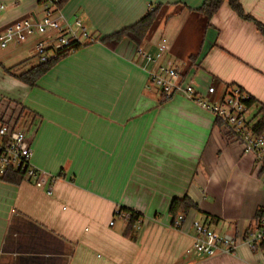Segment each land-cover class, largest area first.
Wrapping results in <instances>:
<instances>
[{"label": "crops", "instance_id": "0c3cea01", "mask_svg": "<svg viewBox=\"0 0 264 264\" xmlns=\"http://www.w3.org/2000/svg\"><path fill=\"white\" fill-rule=\"evenodd\" d=\"M203 1L70 0L60 14L103 38L161 5L139 48L153 54L165 39L164 61L181 60L199 94L214 80L218 93L238 87L255 113L264 110V36L226 2L210 19L195 12ZM37 2L0 0V31L23 17L39 18ZM240 4L264 26V0ZM136 50L128 41L116 49L82 47L33 87L4 72L17 55L0 59V120L18 128L22 122L30 163L41 173L18 185L0 180V264H264V250L240 243L264 209V173L224 138L210 112L182 95L163 98ZM184 197L198 209L176 230L169 207ZM121 209L141 216L130 234ZM193 222L235 236V253L187 254Z\"/></svg>", "mask_w": 264, "mask_h": 264}, {"label": "built area", "instance_id": "2783aa9c", "mask_svg": "<svg viewBox=\"0 0 264 264\" xmlns=\"http://www.w3.org/2000/svg\"><path fill=\"white\" fill-rule=\"evenodd\" d=\"M49 0L42 6L43 17H23L13 21L0 31V49L9 46L24 45L34 36H42L50 31L60 34L52 38L53 44L46 45L42 41L36 43V51L39 61L44 62L45 50H58L71 41L79 43H94L95 39L86 32L79 20L74 19L73 24H68L59 12H54ZM4 7L0 6V10ZM167 42L162 39L153 54L138 48L136 55L140 57L146 68L149 83L155 86L165 99L175 95H182L194 102L202 109L210 112L216 123L231 137V141L237 142L249 153L258 169L264 173V133L254 132L256 122L253 106L248 104L250 96L238 87H228L221 96L216 89L209 86L206 95L199 94L193 82V74L187 70L177 68L171 62H165ZM191 69V68H190ZM31 139L25 129L14 126L7 122L0 124V177L8 168L20 169L24 172L25 180H36L41 173L31 165L32 150ZM52 186L47 188L46 193L51 195ZM264 212V209H262ZM123 220L127 221V213H118ZM186 215L176 216L171 227L181 230ZM140 224L137 221V226ZM113 225V222L110 223ZM192 245L187 254H196L203 258H212L221 254H234L238 247V239L231 234H218L203 222H193ZM240 243L247 245L250 250L257 251L264 247V218L259 219L252 229L244 233Z\"/></svg>", "mask_w": 264, "mask_h": 264}, {"label": "trees", "instance_id": "16d2710c", "mask_svg": "<svg viewBox=\"0 0 264 264\" xmlns=\"http://www.w3.org/2000/svg\"><path fill=\"white\" fill-rule=\"evenodd\" d=\"M48 1L49 0H38L37 4L42 7ZM69 2L70 0H55L51 3V8L54 10V12H59L62 11ZM225 2L228 4L231 10L234 13H236L241 19L245 21L253 22L256 26L257 31L264 36V26L244 13L242 6L240 4V0H204L202 5L199 8H197L195 12L200 13L204 15L206 18L210 19ZM161 10H162L161 5L150 7L147 10V12L132 26L124 28L110 36L99 38L91 35L95 39L94 43H83V42L79 43L76 41H71L67 46L61 49L58 50L47 49L44 52L46 60L44 62H41L39 61V57H38V63L36 65H33L26 71L18 72L20 66L16 65L12 68H4V72L7 75L15 78L19 82L27 86L33 87L36 85L38 80L42 76H44L47 72H49L57 63L67 58L72 53L78 51L82 47H86L98 42L109 49H116L120 43H122L123 41H128L130 44L134 46L135 49H138L142 44V42L147 38L148 34H150V32L155 27ZM196 57L197 56H191L189 58L190 65H193L195 63ZM26 64L27 63L24 62L23 65L25 66ZM211 86L214 89H217L218 83L213 80ZM248 104L250 106H253L254 101L250 98ZM19 112L21 111L19 110ZM255 119L256 122L254 124V132L257 134L264 133V110L262 108L257 109ZM7 122L0 120V124H5ZM14 126L17 127V124L14 123ZM222 133L224 138L228 142H230L231 141L230 135L226 133L224 129ZM0 180L8 184L18 185L24 180V172L20 169L8 168L5 171V174L0 177ZM196 209H198L196 204H194L187 197H184L182 199H173L169 207V215L171 217V223L176 216L180 214L187 215L190 211ZM121 212L127 213L129 215V219L127 220L128 226L125 231V234H130L133 226L141 216L137 212L128 209H121L120 213ZM261 218H264V212L262 211V209L256 213L254 219L255 223ZM260 250L263 251L264 247H262Z\"/></svg>", "mask_w": 264, "mask_h": 264}, {"label": "rangeland", "instance_id": "374dc122", "mask_svg": "<svg viewBox=\"0 0 264 264\" xmlns=\"http://www.w3.org/2000/svg\"><path fill=\"white\" fill-rule=\"evenodd\" d=\"M39 19L43 17V12L41 7L38 8L36 11ZM60 34L56 31H50L42 36H34L31 39H29L24 45H20L18 47H13L12 45L7 47L6 49H0V59L3 58V56H15L19 57L18 61L15 63V65L20 66L18 72H23L26 69L30 68L33 65H36L38 63V56L36 51V43L38 41L44 42L46 45L53 44L52 38L59 37ZM140 60H142L140 57H138ZM143 61V60H142ZM171 61V60H170ZM24 62L27 64L24 66ZM172 64H174L177 68L181 69V66L183 65L181 60L179 62L171 61ZM23 66V67H22ZM222 92V91H221ZM223 93H218L219 96H221ZM22 122L20 124V128L22 126ZM212 230H215L214 228H211Z\"/></svg>", "mask_w": 264, "mask_h": 264}]
</instances>
